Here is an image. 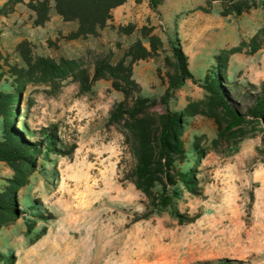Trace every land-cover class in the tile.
Masks as SVG:
<instances>
[{
  "label": "rangeland",
  "instance_id": "374dc122",
  "mask_svg": "<svg viewBox=\"0 0 264 264\" xmlns=\"http://www.w3.org/2000/svg\"><path fill=\"white\" fill-rule=\"evenodd\" d=\"M26 5H20L15 19L0 13V91H15L21 84L18 71L27 66L21 42L34 56L81 59L93 70L98 57L110 55L117 63L140 39L152 50L151 56L133 65L145 79L141 93L151 98L165 93L175 60L171 41L177 35L150 0H127L118 14L122 21L115 20L114 11L99 35L87 38H71L75 21L63 19L55 9L50 11V22L37 32L36 14ZM193 11H182L177 18ZM256 44V51L251 45L239 51L232 72H226L228 82L264 81V27ZM212 64L209 70H216L215 56L203 57L192 72L204 77L206 65ZM24 84L18 125L27 123L29 136L37 139L39 135L31 132L57 124L59 146L76 144V148L70 155H60L44 147L38 155L37 167L18 191L24 213L10 223L14 234L8 238L3 233L12 226L0 229V264H264L263 123L244 124V136L227 145L218 140L215 117L202 113L186 117L187 156L176 162V168L196 169V193L180 183V195L170 208L140 218L150 208L151 198L128 178L133 157L126 129L122 123L109 122L111 109L126 94L114 87L112 78L98 79L87 92H81L72 78ZM206 98L205 89L188 80L175 92L170 108L183 111ZM132 100L133 93L128 97ZM150 111L161 113L165 106L157 104ZM3 125L0 116V139ZM173 209L199 217L181 223Z\"/></svg>",
  "mask_w": 264,
  "mask_h": 264
},
{
  "label": "trees",
  "instance_id": "16d2710c",
  "mask_svg": "<svg viewBox=\"0 0 264 264\" xmlns=\"http://www.w3.org/2000/svg\"><path fill=\"white\" fill-rule=\"evenodd\" d=\"M126 1L7 0L0 8V13L8 15L18 3H26L36 14L35 24L43 25L50 19V11L55 9L63 19L78 21V28L71 33V38H87L99 35L101 29L112 19L113 9ZM161 1L150 0L151 7L157 10ZM222 2L225 5L222 11L224 15H239L257 6L252 0ZM262 32L263 28L251 41H243L239 46L223 49L216 56L217 69L209 70L203 79L196 78L192 73L189 57L180 38L176 36L171 41L175 58L173 72L168 75L167 89L160 98L144 96L141 86L133 78L134 63L152 54V50H148L140 39L130 46L125 56L117 63L111 62L110 55L98 57L93 63V70L81 64V59L62 57L57 60L44 55L34 56L26 47V42H21L19 50L27 63L25 68L18 71L21 84L15 91H0V116L4 119V136L0 139V161H5L15 172L6 189L0 191V229L24 213L19 207L18 191L28 183L31 172L37 167L38 155L42 149L46 147L48 152L70 155L76 148V144L67 148L59 146L61 138L57 124L43 126L37 132H31L33 135H39L37 139L29 136L27 123L24 122L22 127L18 125L25 81L54 84L72 78L79 83L81 92H87L98 79H113L114 87L122 90L127 98L114 105L110 111L109 122L122 123L127 131L126 136L133 157L128 178L151 198L150 208L140 216L148 218L151 214L172 206L173 198L180 195L177 188L180 183L191 192L197 190L196 169L183 171L176 168V162L183 161L187 156L183 140L186 117L199 113L215 117L219 127L218 140L227 142V145L237 143V136H244V124H264V81L260 84L241 85L238 82H228L226 74L230 55L241 51L246 45H251V51H256L259 47L256 41ZM154 39L156 38L153 37L151 42ZM187 80H192L205 89L207 98L189 104L183 111L172 110L170 101ZM131 88H134L133 92ZM132 93L133 100L130 102L128 97ZM157 104L164 105L165 111L151 112L150 109ZM199 104H205V108L199 109ZM172 212L181 223L193 222L199 217L185 215L176 209ZM31 231V226H28L27 232ZM225 262L228 261H222Z\"/></svg>",
  "mask_w": 264,
  "mask_h": 264
},
{
  "label": "crops",
  "instance_id": "0c3cea01",
  "mask_svg": "<svg viewBox=\"0 0 264 264\" xmlns=\"http://www.w3.org/2000/svg\"><path fill=\"white\" fill-rule=\"evenodd\" d=\"M6 2L7 0H0V5ZM125 3L113 9V13L115 11V14H117L115 20L118 22L122 21L121 15L118 14H121L124 10L122 6H124ZM263 4L258 3L256 7L239 15L235 13L224 15L222 11L225 5L222 0H212L211 2H209V0H162L158 9L153 10L156 11L159 16H161V14L163 15V19L167 22V26L170 27V25H172L174 28L173 33L180 38L183 49L189 57V67L192 71L194 65L196 66L198 62L203 61V57L215 56L216 58L223 49L239 46L243 41L249 42L250 39L264 27ZM20 5H26V3H18L15 7V12L8 14L9 19H15L14 17L18 13ZM166 7L170 9L166 11ZM206 8L210 10L207 11ZM185 10L194 11L184 18H177V15ZM137 15L140 16V12L137 13ZM59 16L62 17L61 15ZM36 27H39L36 30L39 32V29L43 26L39 25ZM77 28L78 21H75L73 29L76 30ZM186 41L188 42V47ZM240 57V52H235L230 56L227 69L229 75L232 72L234 62ZM214 64L206 65L204 77ZM133 76L135 80L141 84V87L145 86V79L141 77V69H138L136 65L133 69ZM204 77L196 78L202 79ZM14 173V170L5 161H0V191L6 189ZM9 226H12V228L3 232L8 235V238L14 234V225L10 224L1 228L3 229Z\"/></svg>",
  "mask_w": 264,
  "mask_h": 264
}]
</instances>
